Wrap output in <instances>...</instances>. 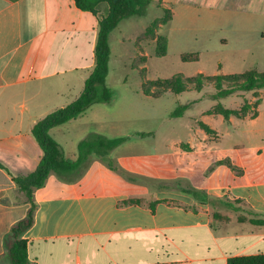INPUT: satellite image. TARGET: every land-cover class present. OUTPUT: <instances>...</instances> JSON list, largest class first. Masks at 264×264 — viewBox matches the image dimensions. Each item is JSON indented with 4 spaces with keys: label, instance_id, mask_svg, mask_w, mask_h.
I'll list each match as a JSON object with an SVG mask.
<instances>
[{
    "label": "crops",
    "instance_id": "crops-1",
    "mask_svg": "<svg viewBox=\"0 0 264 264\" xmlns=\"http://www.w3.org/2000/svg\"><path fill=\"white\" fill-rule=\"evenodd\" d=\"M199 1L157 0L161 12L162 8L171 12V20L164 24L169 34L158 33L162 25L156 31L166 38L165 55L173 44L188 42L186 33L170 40L182 29L190 32L191 45L178 49L180 59L183 54L196 56L183 62L197 63L204 53L216 54L209 71L199 68L191 76L179 74L188 79L250 70L264 73V24L257 23L263 9L242 5L218 16ZM107 10V4L100 3L93 15L78 10L73 0H0V264H9L6 236L29 207L13 179L32 172L42 156L31 128L82 92L94 68L98 21ZM219 23L222 26L216 28ZM146 28L136 37L135 47L139 43L143 48L140 38ZM216 31L222 34L210 37ZM149 42L156 46L155 39ZM136 50L135 57H141V49ZM52 78L58 82L51 87L46 81ZM239 93L255 92L233 95ZM70 94L73 97L63 99ZM246 103L250 108L245 114L230 117L228 123L208 109L193 122L189 140L171 144L181 168L175 178L184 187L151 185L111 170L107 166V161L114 166L111 150L103 157L92 155L74 181H60L51 174L33 193V225L21 236L27 242L26 264H227L234 257L264 255V165L241 153L219 154L220 137L204 118L213 117L230 129L240 121H256L259 99ZM243 104L228 109L239 111ZM199 122L214 134L204 132ZM60 126L50 135L66 158L64 145L53 135ZM263 150L264 145H255V158L264 156ZM222 160L233 168L216 165Z\"/></svg>",
    "mask_w": 264,
    "mask_h": 264
},
{
    "label": "rangeland",
    "instance_id": "rangeland-1",
    "mask_svg": "<svg viewBox=\"0 0 264 264\" xmlns=\"http://www.w3.org/2000/svg\"><path fill=\"white\" fill-rule=\"evenodd\" d=\"M199 5L209 7L213 10L212 12H215L213 14L218 16H223L242 5L256 11L263 9L257 16V23L264 24V0H202L199 1ZM161 15L157 0H153L143 16L126 18L114 30L110 38L111 54L105 80L106 86L112 91V100L107 104L96 103L81 116L61 125L53 132L55 139L64 145L66 158L74 160L77 155L78 141L91 138L93 134L98 133L110 139L128 137L126 142L110 152V159L123 176L142 179L151 185L160 184L169 188L184 187L178 184L175 178L181 168L176 166L177 157L174 155L171 144L181 141L185 143L189 140L194 135L193 122L200 120L202 113L208 109L212 111L216 104L236 109L243 102L259 99L257 105L259 118L256 121H240L233 129H230L226 123H219L213 117L205 116L204 118L216 128L220 137L219 154L241 153L250 160L253 158L257 160L259 166L264 165V156L255 158L256 152L253 151L255 145H264V92L261 94L239 93L213 99L212 95L215 93L213 82H205L200 91L191 90L192 86L188 83L187 90L180 94L165 91L161 97L155 99L142 93L141 85L147 80L167 79L179 73L191 76L199 68L209 71L213 65L211 59L216 56L215 53H204L200 62L181 61L178 49L182 47L183 50L189 49L191 45L190 32L182 29L169 37L173 41L177 40V36L186 33L188 36L186 45L173 44L164 57H158L155 55L154 43H150L149 40H140L143 48L138 47L139 43H136V47L141 49L142 56L135 57L137 55L134 45L136 37ZM221 26L222 24L219 23L216 28ZM168 30V25H162L158 33L167 35ZM221 34V31H216L210 37L216 38ZM219 53L221 55V52ZM143 64L146 68L145 72ZM133 65L136 69L132 68ZM56 81L58 82L57 78H52L46 83L50 82L49 85L52 87ZM223 84L226 87L231 85V82L226 81ZM159 90L160 85L152 89V92ZM66 97L71 98L73 95H65L63 99ZM187 104L190 106L180 116L171 117L176 108ZM195 124L197 127V123ZM136 133L152 135L140 138L135 136ZM236 146H239V151Z\"/></svg>",
    "mask_w": 264,
    "mask_h": 264
},
{
    "label": "trees",
    "instance_id": "trees-1",
    "mask_svg": "<svg viewBox=\"0 0 264 264\" xmlns=\"http://www.w3.org/2000/svg\"><path fill=\"white\" fill-rule=\"evenodd\" d=\"M73 2L78 10L89 12L93 15L97 13V6L100 3H105L108 7L106 15L98 21V32L94 46V68L85 79L82 92L74 101L45 115L35 122L31 128V134L39 146L42 156L32 172L13 179L18 189L25 194L29 207L25 217L13 224L6 236V257L9 264H26L27 262V242L21 236L33 225L34 191L42 188L51 174L55 175L60 181L76 180L86 170L92 155L103 157L125 141V138L108 140L103 136L93 134L91 138H84L78 143V156L76 160L72 161L64 157L62 148L52 138L50 130L76 119L93 104L111 101L112 91L105 84L110 56L109 34L117 27L120 21L132 16L144 15L151 0H73ZM170 20V10L162 8V17L155 19L140 38V40L155 39V53L159 57L165 55L167 42L165 37L156 35V31L161 25L166 24ZM194 59H196V56L189 54L181 56L182 61H193ZM226 81L231 82V85L225 87L223 83ZM205 82H213L215 93L212 98L221 99L237 92H256L264 89V73L250 70L241 74L216 75L212 77L197 75L188 79L177 74L167 79L147 80L142 83L141 89L145 95L158 98L167 90L180 94L187 90L188 83H190L193 90L200 91L204 87ZM159 85L160 90L152 92V89L159 87ZM189 106L190 104H187L176 108L172 112L171 117L180 116ZM249 108L250 106L246 102H244L239 111L224 108L222 105L217 104L211 112L221 115L224 122L228 123L230 117H242ZM198 125L207 134H214V131L202 122H199ZM221 164L233 168L227 160L216 163V165ZM107 166L111 170L122 174L110 161H107ZM70 175L75 176L70 177ZM131 203H139V200H130ZM258 223H261V221ZM227 264H264V255L234 257L229 259Z\"/></svg>",
    "mask_w": 264,
    "mask_h": 264
}]
</instances>
